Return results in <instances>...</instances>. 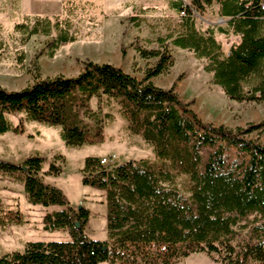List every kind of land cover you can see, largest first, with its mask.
Returning a JSON list of instances; mask_svg holds the SVG:
<instances>
[{
	"label": "trees",
	"instance_id": "16d2710c",
	"mask_svg": "<svg viewBox=\"0 0 264 264\" xmlns=\"http://www.w3.org/2000/svg\"><path fill=\"white\" fill-rule=\"evenodd\" d=\"M263 0H176L183 15L182 32L172 44L204 59L211 83L236 102H264ZM213 4L221 24L201 32L193 14ZM22 31L47 35V19H36ZM214 32L238 38L223 53ZM71 41L60 34L52 50ZM142 59H155L137 80L112 66L84 62L72 77L57 75L33 80L18 91L0 87V134H23L35 122L58 128L68 147L97 146L104 126L112 120L103 110L110 104L127 123L130 134L149 145L155 160L127 161L110 169L96 157L86 158L81 184L103 193L107 239H90L84 229L90 211L73 207L63 192L39 176L45 160L28 157L20 165L0 161V174L15 177L27 202L46 213L43 230L67 231L64 241H31L23 250L0 256V264H178L192 254H204L221 264H264V142L249 136L261 123L231 129L203 123L179 100L173 88L162 89L151 79L173 65V57L159 39L157 50L139 46ZM96 100V110L90 107ZM19 115L16 124L10 117ZM54 165L48 174L57 176ZM19 221L17 212L6 214ZM251 218V219H250ZM250 219V220H249ZM249 225L248 236L231 244L235 228ZM246 223V224H247Z\"/></svg>",
	"mask_w": 264,
	"mask_h": 264
},
{
	"label": "rangeland",
	"instance_id": "374dc122",
	"mask_svg": "<svg viewBox=\"0 0 264 264\" xmlns=\"http://www.w3.org/2000/svg\"><path fill=\"white\" fill-rule=\"evenodd\" d=\"M176 0H0V87L18 91L29 84L35 73L41 78L57 75L72 77L84 62L111 64L141 80L144 71L155 59H142L135 51L139 46L157 50L159 39L164 41L173 57V65L163 74L151 79L162 89L173 88L179 100L206 124L223 125L235 129L248 123L264 121V102H236L228 99L221 89L211 83V76L203 70L204 59L172 44L182 32L181 17L173 8ZM190 5V0H182ZM218 7L213 4L202 14L195 12L197 30L221 24ZM36 19H47L51 29L47 35H30L18 27L31 28ZM65 34L71 41L54 50L49 46L58 35ZM224 54L238 38L214 32ZM96 110V100L90 103ZM112 120L104 126V140L97 146L68 147L60 138L58 128L35 122L24 124L23 134H0V161L20 165L28 157L45 160L40 177L44 183L60 189L73 207L90 211L84 233L92 240L105 241L106 207L102 192L81 184L84 161L96 157L110 169L127 161H154L152 149L139 136L132 135L117 107L105 106ZM19 115L10 117L16 124ZM264 142V127L249 136ZM54 165L59 174H48ZM62 208L33 206L25 198L23 186L15 177L0 174V256L21 251L31 241L68 240L67 231L46 232L42 220L46 213ZM19 214V221L6 214ZM251 219V218H250ZM249 219V220H250ZM241 222L234 229L231 244L236 245L248 236L249 225ZM178 264H221L204 254H192Z\"/></svg>",
	"mask_w": 264,
	"mask_h": 264
},
{
	"label": "built area",
	"instance_id": "2783aa9c",
	"mask_svg": "<svg viewBox=\"0 0 264 264\" xmlns=\"http://www.w3.org/2000/svg\"><path fill=\"white\" fill-rule=\"evenodd\" d=\"M261 8L264 9V0H263V2L261 3ZM105 162H106L105 159H101L100 164L102 165V164H104Z\"/></svg>",
	"mask_w": 264,
	"mask_h": 264
},
{
	"label": "water",
	"instance_id": "95a60500",
	"mask_svg": "<svg viewBox=\"0 0 264 264\" xmlns=\"http://www.w3.org/2000/svg\"><path fill=\"white\" fill-rule=\"evenodd\" d=\"M220 20V22H222L223 21V19L221 18V19H219Z\"/></svg>",
	"mask_w": 264,
	"mask_h": 264
}]
</instances>
